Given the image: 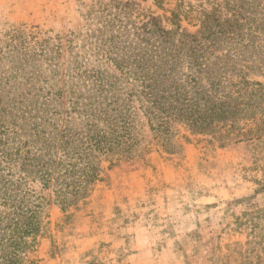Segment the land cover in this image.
I'll list each match as a JSON object with an SVG mask.
<instances>
[{"label":"trees","instance_id":"trees-1","mask_svg":"<svg viewBox=\"0 0 264 264\" xmlns=\"http://www.w3.org/2000/svg\"><path fill=\"white\" fill-rule=\"evenodd\" d=\"M131 4L97 10L99 44L63 73L55 38L38 40V32H31L30 68L24 40L3 53L14 59L0 77V264H37L30 256L48 233L45 190L62 211L78 209L102 163L109 169L143 153L140 114L157 143L173 137L175 121L220 146L251 135L246 122L256 124L263 97L250 77H264V0ZM109 28L114 34L103 37ZM93 49L105 53L101 66Z\"/></svg>","mask_w":264,"mask_h":264},{"label":"rangeland","instance_id":"rangeland-1","mask_svg":"<svg viewBox=\"0 0 264 264\" xmlns=\"http://www.w3.org/2000/svg\"><path fill=\"white\" fill-rule=\"evenodd\" d=\"M118 2L155 9L151 0H0V77L14 59L3 53L22 40L26 68L32 66L31 32L38 40L55 38L63 73L77 53L99 44L104 28L97 10L104 15ZM91 59L101 66L105 53L93 49ZM19 62L16 56L13 64ZM104 67L113 69L110 62ZM250 79L261 83L263 97L256 124L246 122L247 139L220 146L175 121L173 137L157 143L140 114L143 153L109 169L102 163L84 205L62 211L51 188L43 192L49 229L30 258L37 264H264V77Z\"/></svg>","mask_w":264,"mask_h":264}]
</instances>
